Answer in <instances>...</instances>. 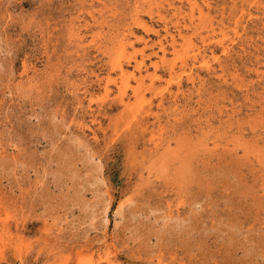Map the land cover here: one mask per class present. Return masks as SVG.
Returning a JSON list of instances; mask_svg holds the SVG:
<instances>
[{
	"label": "rangeland",
	"instance_id": "1",
	"mask_svg": "<svg viewBox=\"0 0 264 264\" xmlns=\"http://www.w3.org/2000/svg\"><path fill=\"white\" fill-rule=\"evenodd\" d=\"M0 264H264V0H0Z\"/></svg>",
	"mask_w": 264,
	"mask_h": 264
}]
</instances>
